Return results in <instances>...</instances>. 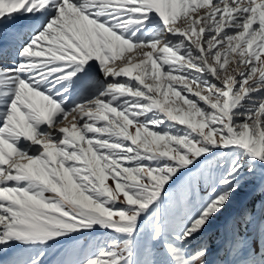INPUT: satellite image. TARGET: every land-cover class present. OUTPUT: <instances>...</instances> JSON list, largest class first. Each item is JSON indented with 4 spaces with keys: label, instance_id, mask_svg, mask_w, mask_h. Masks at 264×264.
<instances>
[{
    "label": "snow or ice",
    "instance_id": "obj_1",
    "mask_svg": "<svg viewBox=\"0 0 264 264\" xmlns=\"http://www.w3.org/2000/svg\"><path fill=\"white\" fill-rule=\"evenodd\" d=\"M0 264H264V0H0Z\"/></svg>",
    "mask_w": 264,
    "mask_h": 264
},
{
    "label": "rangeland",
    "instance_id": "obj_2",
    "mask_svg": "<svg viewBox=\"0 0 264 264\" xmlns=\"http://www.w3.org/2000/svg\"><path fill=\"white\" fill-rule=\"evenodd\" d=\"M194 15V13H193ZM110 182V181H109ZM252 197L249 195L242 194L241 197L237 200L235 203L232 212H239L241 209H243L246 205H248L251 202Z\"/></svg>",
    "mask_w": 264,
    "mask_h": 264
},
{
    "label": "bare ground",
    "instance_id": "obj_3",
    "mask_svg": "<svg viewBox=\"0 0 264 264\" xmlns=\"http://www.w3.org/2000/svg\"><path fill=\"white\" fill-rule=\"evenodd\" d=\"M180 22H182V21H180ZM131 55L135 56V52L131 53ZM120 63H121V61H119V60L116 61L117 65H119ZM69 122H71V115L69 116L68 121H66L65 123H69Z\"/></svg>",
    "mask_w": 264,
    "mask_h": 264
}]
</instances>
